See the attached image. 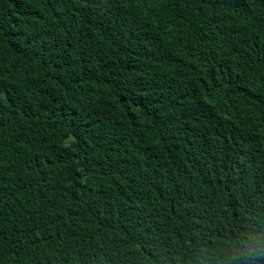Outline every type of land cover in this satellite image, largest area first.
I'll return each instance as SVG.
<instances>
[{
    "label": "trees",
    "instance_id": "1",
    "mask_svg": "<svg viewBox=\"0 0 264 264\" xmlns=\"http://www.w3.org/2000/svg\"><path fill=\"white\" fill-rule=\"evenodd\" d=\"M0 264H264V0H0Z\"/></svg>",
    "mask_w": 264,
    "mask_h": 264
}]
</instances>
